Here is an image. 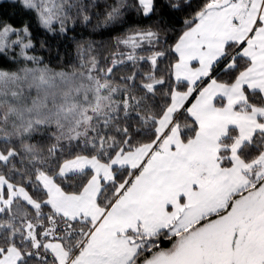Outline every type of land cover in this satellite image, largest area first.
Wrapping results in <instances>:
<instances>
[{
	"label": "snow or ice",
	"instance_id": "6c2138e0",
	"mask_svg": "<svg viewBox=\"0 0 264 264\" xmlns=\"http://www.w3.org/2000/svg\"><path fill=\"white\" fill-rule=\"evenodd\" d=\"M0 9V264H264V0Z\"/></svg>",
	"mask_w": 264,
	"mask_h": 264
},
{
	"label": "trees",
	"instance_id": "16d2710c",
	"mask_svg": "<svg viewBox=\"0 0 264 264\" xmlns=\"http://www.w3.org/2000/svg\"><path fill=\"white\" fill-rule=\"evenodd\" d=\"M0 10H2V9H0Z\"/></svg>",
	"mask_w": 264,
	"mask_h": 264
}]
</instances>
